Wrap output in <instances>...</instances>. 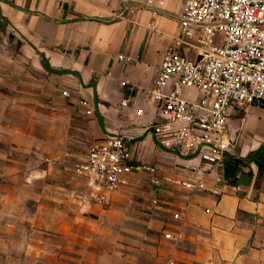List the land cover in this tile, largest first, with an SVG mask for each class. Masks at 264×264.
Segmentation results:
<instances>
[{
    "label": "crops",
    "instance_id": "crops-1",
    "mask_svg": "<svg viewBox=\"0 0 264 264\" xmlns=\"http://www.w3.org/2000/svg\"><path fill=\"white\" fill-rule=\"evenodd\" d=\"M183 8L184 0H166L154 16L144 0H0V99L11 94L17 108L19 96L36 104L48 100L55 111L63 110L71 128L67 154L76 148L87 153L117 129L151 123L157 120L151 105L142 115L136 109L145 105V91L154 86L163 53L179 33ZM187 55L194 57L195 50ZM185 94L194 99L200 93L188 87ZM85 99L91 115L81 105ZM125 99L129 103L122 106ZM229 125L237 139L230 154L246 157L264 145L263 108L231 107ZM235 127L243 129L239 136ZM129 147L135 162L158 167L131 175L130 183L137 174L151 180L146 249L131 264H264V171L254 160L240 166L232 183L224 161L210 166L196 154L161 146L150 133L129 140ZM194 165L208 169L197 190L180 183ZM58 188L72 190L63 183ZM30 196L39 201L32 230L20 226L13 245L0 216V264H124L115 246L93 236L87 242L81 214L69 217L67 209L40 201L52 198L59 206L72 199ZM169 231L181 232V239L166 238Z\"/></svg>",
    "mask_w": 264,
    "mask_h": 264
},
{
    "label": "built area",
    "instance_id": "built-area-1",
    "mask_svg": "<svg viewBox=\"0 0 264 264\" xmlns=\"http://www.w3.org/2000/svg\"><path fill=\"white\" fill-rule=\"evenodd\" d=\"M144 4L157 16L166 0H144ZM149 25L155 26L154 22ZM191 49L194 57L187 55ZM188 87L196 88L198 97L188 99ZM62 93L68 95L66 89ZM145 101L136 113L142 115L151 105L157 120L108 133L73 166L98 201H108L129 185L135 172L156 173L157 166L135 162L129 147V140L144 133L152 134L167 149L196 154L210 166L236 150L230 108L246 110L256 105L264 109V0H184L179 33L165 49ZM128 103L125 99L121 104ZM81 105L87 115L94 112L88 100ZM207 170L194 165L181 185L203 188ZM174 217L179 218V213ZM165 237L180 240L182 234L169 231ZM166 264L175 261L168 259Z\"/></svg>",
    "mask_w": 264,
    "mask_h": 264
},
{
    "label": "rangeland",
    "instance_id": "rangeland-1",
    "mask_svg": "<svg viewBox=\"0 0 264 264\" xmlns=\"http://www.w3.org/2000/svg\"><path fill=\"white\" fill-rule=\"evenodd\" d=\"M50 103L47 100L36 104L19 96L17 108L11 94L0 99V198H6L0 200V216L1 225L10 233L9 243H15L20 226L26 231L32 230L30 218L35 215L39 201L30 194L56 193L72 200L67 205L58 202L59 206L54 205L56 200L52 198L40 201L46 208L67 209L69 217L71 213L81 214L79 228L90 236L87 242L99 238L105 246L117 248L124 257V264H131L144 255L142 250L147 243L151 180L146 174H137L108 201L91 197L84 179L73 170L86 152L76 148L74 154L65 153L71 143L69 115L61 109L55 111ZM241 116L244 114L240 113L238 118ZM242 130L235 127L233 132L239 136ZM62 183L72 190L58 188ZM55 184L57 186H53Z\"/></svg>",
    "mask_w": 264,
    "mask_h": 264
},
{
    "label": "trees",
    "instance_id": "trees-1",
    "mask_svg": "<svg viewBox=\"0 0 264 264\" xmlns=\"http://www.w3.org/2000/svg\"><path fill=\"white\" fill-rule=\"evenodd\" d=\"M251 160H254L259 165L261 172L264 171V145L258 150L249 153L246 157H239L230 153L227 154L224 159V175L226 179L235 183L240 166L247 164Z\"/></svg>",
    "mask_w": 264,
    "mask_h": 264
}]
</instances>
